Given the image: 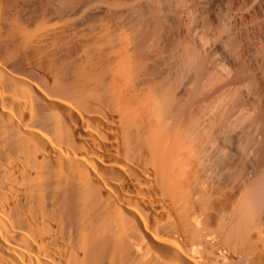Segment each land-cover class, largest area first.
I'll return each mask as SVG.
<instances>
[{"label": "bare ground", "instance_id": "1", "mask_svg": "<svg viewBox=\"0 0 264 264\" xmlns=\"http://www.w3.org/2000/svg\"><path fill=\"white\" fill-rule=\"evenodd\" d=\"M136 16L0 0V264H264V127L234 104L250 79L219 84L194 35L164 50Z\"/></svg>", "mask_w": 264, "mask_h": 264}, {"label": "rangeland", "instance_id": "2", "mask_svg": "<svg viewBox=\"0 0 264 264\" xmlns=\"http://www.w3.org/2000/svg\"><path fill=\"white\" fill-rule=\"evenodd\" d=\"M124 1L134 6L138 21L146 20L150 25H161L163 30L159 31L157 37L164 50L170 49L172 42L189 40L194 35L200 56V71L220 73L215 68L219 67L223 72L219 84L241 77L249 78L250 84L234 95V104L248 108L255 103V110L249 112L247 121L264 127V84L259 79V69L264 67L262 12L251 7L247 0H228L223 13L230 16L232 22L224 23L213 17V12L220 8L221 0H186L183 7L176 0ZM184 9L188 15L183 13ZM251 27H255L256 31L250 32ZM218 40L225 43L232 55L231 59H223L216 53L212 44ZM252 160L250 157L245 165H253Z\"/></svg>", "mask_w": 264, "mask_h": 264}]
</instances>
